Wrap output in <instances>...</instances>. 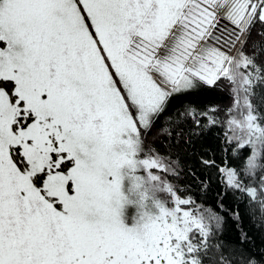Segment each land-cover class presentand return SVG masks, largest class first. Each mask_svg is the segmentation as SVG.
Segmentation results:
<instances>
[{"label":"snow or ice","instance_id":"6c2138e0","mask_svg":"<svg viewBox=\"0 0 264 264\" xmlns=\"http://www.w3.org/2000/svg\"><path fill=\"white\" fill-rule=\"evenodd\" d=\"M0 264H264V0H0Z\"/></svg>","mask_w":264,"mask_h":264}]
</instances>
